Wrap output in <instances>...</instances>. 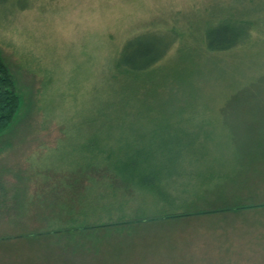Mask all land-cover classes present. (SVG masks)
<instances>
[{
    "label": "rangeland",
    "instance_id": "obj_1",
    "mask_svg": "<svg viewBox=\"0 0 264 264\" xmlns=\"http://www.w3.org/2000/svg\"><path fill=\"white\" fill-rule=\"evenodd\" d=\"M221 21L250 22L251 41L208 51L205 31ZM131 40L128 54L147 50L151 67H115ZM0 56L19 96L0 174L24 194L0 220V264H264V0H0ZM163 128L181 154L154 191H125L114 172L99 180L102 161L93 183H66L71 195L108 192L101 221L126 224L79 230L55 192L62 178L106 142L161 146ZM158 191L191 215L146 220L166 207ZM116 238L125 249L106 253Z\"/></svg>",
    "mask_w": 264,
    "mask_h": 264
},
{
    "label": "trees",
    "instance_id": "obj_2",
    "mask_svg": "<svg viewBox=\"0 0 264 264\" xmlns=\"http://www.w3.org/2000/svg\"><path fill=\"white\" fill-rule=\"evenodd\" d=\"M254 31V26L248 22V21H221L218 24H216L213 27L208 28L205 31L204 34V44L208 51L211 52H225L230 51L233 49H236L238 47H241L243 45L248 44L251 41L252 32ZM134 45V41H128L124 44L123 49L121 50L118 58L115 61V67L116 68H122V70H131V71H143L147 68L151 67L153 63L155 62L156 58H147L148 51L144 50L142 53H137L134 51V53L128 54L130 50H132V47ZM19 106V96L16 93L14 82L12 79V76L7 70V67L5 63L2 61L0 56V132L3 129H6L10 123L12 122L16 111ZM109 125H116L110 123ZM167 125V124H165ZM154 132V131H153ZM170 132V129H164L163 132H161L162 136L160 134V137L163 138V141H161V146H153L151 143H146L145 141H138V143L132 144L131 148L125 149L126 147L123 146L121 142H116L117 144H113L112 142H106L104 145L95 146L92 148L89 154L86 156V159L89 160L87 163V168L82 167V170L77 173L78 176L74 174V172L71 175H65L62 178V181L59 182V185L61 186L62 190H57L55 192H59V194L63 193L64 190H66V193L69 195V197H65L64 195L60 196L59 201H63L67 204L72 203V209L74 211V214H80V216L84 219V221L80 222L81 220L78 219V217H75L74 215H68L66 219H69L71 221H77L79 223V230L83 231H93L96 230H104V233L107 232V230H111L108 228H115V227H124L126 226L125 222H118L113 224L110 220L107 221H101L104 217H110V213L112 208L111 204L109 205L108 209L105 210L102 207L101 203H111L109 199L108 192L103 194L101 191L98 192L97 195L93 196L91 194H88L86 192L79 193L77 195H71L70 189L65 188L71 179L72 181L81 180L83 179L89 180L93 183L95 181V175L98 174V171L95 170L96 165L95 163H99V161H102L106 164L105 170L102 172L100 177H98L99 180H106L108 179L109 175H116L117 177H121L124 182L127 184H131L132 187L128 188V186L124 183V190L125 191H132L133 187H136L138 189L143 190H151L154 191L157 189V183L156 178L154 177V173L157 172L161 176H164L160 178L159 181L166 182L165 176H168V173H171V170L169 168L172 166V163L175 159H178L179 161V155L181 152H179V148L168 150L167 147H170L171 145H174L173 140H168V138H164L163 136L167 135ZM189 141H186L184 143L185 145H190ZM177 143L175 145L178 146ZM192 145V144H191ZM103 156V157H102ZM104 160V161H103ZM157 161L160 164H157ZM148 166L150 168V171L147 172H139V169L143 166ZM153 166L152 170L151 167ZM139 168V169H138ZM179 168L178 162L175 166V169ZM165 170L167 173H165ZM169 170V171H168ZM111 172H114L111 173ZM83 175V176H82ZM174 175V174H173ZM66 177L65 181L63 179ZM81 177V178H80ZM120 178V179H121ZM60 181V180H59ZM67 183V184H66ZM58 186V187H60ZM54 191V190H53ZM22 191L18 190L17 195H14L11 197V202L15 206L16 209L20 208L23 198H19V194ZM160 193V199L161 201L165 202L164 206L157 207L155 206V210L159 212L157 215H151L146 220H150L149 222L154 221L155 224H161V223H169L167 219H171L173 217H180V216H188L191 215V213H183L180 214L181 210L180 208L185 206V204L181 205L178 208V211H175V207H173L172 204H170V201L168 200V197L166 194H163L162 192L158 191ZM71 196L73 198H71ZM97 196L99 198H97ZM82 197L89 198L87 201L82 200ZM71 198V199H70ZM74 199V200H72ZM65 204V206H66ZM122 204L115 206V210H119L121 208ZM113 209V211H114ZM185 209V208H184ZM183 209V210H184ZM18 210V209H17ZM101 210V211H100ZM109 211L110 213H107ZM72 214V212H69ZM85 216V217H84ZM97 216V222L95 223H87L85 220H87L88 217H96ZM140 216V215H139ZM163 218L164 220H160ZM135 220H140L135 218ZM137 221H134L136 223ZM119 224V225H118ZM76 226V224H73ZM97 227V228H95ZM76 229L74 226L71 227V230ZM94 232V231H93ZM106 234V233H105ZM110 234V233H108ZM20 236V234H18ZM32 233H29V235L21 237H32ZM11 237V236H10ZM16 238L15 236L13 239ZM110 238V237H109ZM140 240V239H139ZM112 241V240H111ZM105 243V242H104ZM111 245H108V249L105 248V252L112 253L121 251V248L125 249V246H121V244H124L123 239H114L112 242H110ZM135 242L130 241L127 247L132 248L135 246ZM112 257V256H109ZM118 259V258H117Z\"/></svg>",
    "mask_w": 264,
    "mask_h": 264
},
{
    "label": "crops",
    "instance_id": "obj_3",
    "mask_svg": "<svg viewBox=\"0 0 264 264\" xmlns=\"http://www.w3.org/2000/svg\"><path fill=\"white\" fill-rule=\"evenodd\" d=\"M4 185H6V187H9V184L4 182L1 178V174H0V220L1 221H8L7 219H9L7 217V219H5V214L10 213V206H11V197L14 195H17L19 188H14L11 190V192H9L8 188L4 187ZM20 197H24L23 192H20L19 194ZM2 237H4V234H1ZM8 236V234H7Z\"/></svg>",
    "mask_w": 264,
    "mask_h": 264
}]
</instances>
